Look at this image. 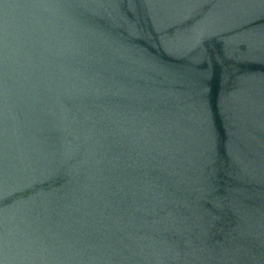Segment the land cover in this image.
Listing matches in <instances>:
<instances>
[{
	"label": "water",
	"instance_id": "water-1",
	"mask_svg": "<svg viewBox=\"0 0 264 264\" xmlns=\"http://www.w3.org/2000/svg\"><path fill=\"white\" fill-rule=\"evenodd\" d=\"M0 264H264V0H0Z\"/></svg>",
	"mask_w": 264,
	"mask_h": 264
}]
</instances>
